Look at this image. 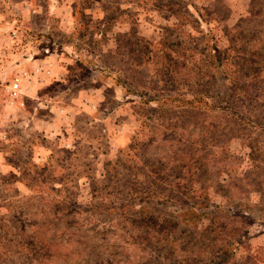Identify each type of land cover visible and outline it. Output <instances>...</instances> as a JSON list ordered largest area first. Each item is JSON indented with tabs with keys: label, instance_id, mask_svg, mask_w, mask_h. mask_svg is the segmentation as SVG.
I'll return each instance as SVG.
<instances>
[{
	"label": "rangeland",
	"instance_id": "1",
	"mask_svg": "<svg viewBox=\"0 0 264 264\" xmlns=\"http://www.w3.org/2000/svg\"><path fill=\"white\" fill-rule=\"evenodd\" d=\"M71 2L0 39V264H264V0Z\"/></svg>",
	"mask_w": 264,
	"mask_h": 264
},
{
	"label": "crops",
	"instance_id": "2",
	"mask_svg": "<svg viewBox=\"0 0 264 264\" xmlns=\"http://www.w3.org/2000/svg\"><path fill=\"white\" fill-rule=\"evenodd\" d=\"M4 1L6 3V6L0 5V39H6L7 34H9L10 30L16 32L20 29H25V31L27 32L28 30L37 27L44 30V32H49V34L44 35L46 38L50 35V32H53V30L71 32L74 28V5L73 2L69 3L70 5H68L69 0ZM43 15L45 23H43V27L41 28V26L39 25V18L43 17ZM42 40L45 41L46 39L42 38ZM42 40L41 38L39 39L40 42ZM0 43H2L1 40ZM48 58H56V60H49ZM17 59L21 61L19 64H16V67H18V73L22 77L23 75H25L24 77L28 76L29 72L34 73V75H43L44 81L36 82L34 87L31 86V91L37 92L39 91L38 88L45 84L46 79L49 75H47V72H44L48 71L46 67L44 71H40L39 73L37 71H34L33 67L39 65V62L45 64L46 66L48 65V61L52 62L53 64L58 63L57 59H59V54L53 52L50 54H42L37 58L35 54H32L31 59H33V61L28 63H26V61L28 60L24 59V57H22L21 55H17ZM27 67H29L31 70H29ZM55 74H59L60 78L61 75H64V71H59V73ZM55 78L58 79V77Z\"/></svg>",
	"mask_w": 264,
	"mask_h": 264
},
{
	"label": "trees",
	"instance_id": "3",
	"mask_svg": "<svg viewBox=\"0 0 264 264\" xmlns=\"http://www.w3.org/2000/svg\"><path fill=\"white\" fill-rule=\"evenodd\" d=\"M213 207L214 208H217V206H216V204L215 205H213ZM142 210V213H143V211L145 210V207H141L140 209H139V211H141ZM223 251H221V253H222ZM218 263V261H216V264Z\"/></svg>",
	"mask_w": 264,
	"mask_h": 264
},
{
	"label": "built area",
	"instance_id": "4",
	"mask_svg": "<svg viewBox=\"0 0 264 264\" xmlns=\"http://www.w3.org/2000/svg\"><path fill=\"white\" fill-rule=\"evenodd\" d=\"M14 86H16V87H17V86H18V83H17V82H15Z\"/></svg>",
	"mask_w": 264,
	"mask_h": 264
}]
</instances>
